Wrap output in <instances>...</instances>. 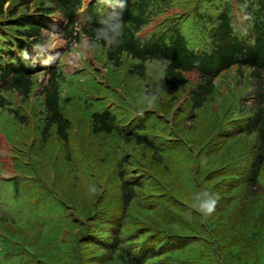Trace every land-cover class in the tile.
<instances>
[{
  "label": "trees",
  "instance_id": "obj_1",
  "mask_svg": "<svg viewBox=\"0 0 264 264\" xmlns=\"http://www.w3.org/2000/svg\"><path fill=\"white\" fill-rule=\"evenodd\" d=\"M149 23L157 30L137 38ZM43 30L97 41L109 78L89 77L96 92L83 94L64 72L67 50L39 65L57 47ZM233 67L241 89L218 84ZM27 109L36 141L25 146L59 155L43 173L71 197L52 206V233L68 232L52 264H264V0H0V110ZM183 170L198 192L177 188Z\"/></svg>",
  "mask_w": 264,
  "mask_h": 264
},
{
  "label": "rangeland",
  "instance_id": "obj_2",
  "mask_svg": "<svg viewBox=\"0 0 264 264\" xmlns=\"http://www.w3.org/2000/svg\"><path fill=\"white\" fill-rule=\"evenodd\" d=\"M43 31L49 39H53L51 48L57 47L42 60H39V65L51 64L53 66L60 59V55L67 50L68 52L64 55L65 59H62L65 60L63 69L66 75L78 67L82 70L74 77V79H78L88 69L93 70L92 68L96 67L97 76H102L105 73L101 80L109 78L111 65L106 58V49L97 47V41L83 36L81 42L71 45L60 37L59 31ZM195 46L196 49L199 47L197 44ZM41 51L37 52L35 49L37 57ZM37 57L36 59H38ZM128 61L132 60L128 59ZM155 68L159 71V66L156 65ZM234 71L235 67L228 72L226 79L219 77L217 79L218 84L222 81L223 88L226 86L227 89V86H231L241 89L239 83L241 78L233 73ZM150 72L154 74V68H151ZM244 73L247 74V71ZM38 82L43 86L46 83V77L39 76ZM30 91L33 92L34 87H31ZM14 99L15 97H12V108L20 105ZM24 106L28 108L27 105ZM177 114L181 116L179 112ZM210 116L211 112L208 110L207 117ZM77 117L79 119V116ZM34 120L35 116L29 110L25 117L20 118L5 110H0V264H25L19 263L20 251L22 256H28V264H34V262L52 264L54 260H52L51 253L58 247L56 241L68 233H52L51 223H55L52 215L55 209L52 206L57 202L56 193L64 194L68 199L71 197L67 192L61 191L57 187L58 174L56 177L53 175L48 180L43 173V171L54 167L59 160V155H54L53 152L49 151L50 149L45 147V151L41 150L34 153L33 147L25 146L31 140L36 141V138H33V132H31ZM164 122L166 125L167 122ZM83 127V125L78 126L80 132H82ZM197 128L204 136L213 133V129L210 130L206 126H198ZM176 129L186 137L183 130ZM84 147L85 149L81 151L90 153V145L86 143ZM183 172L176 179L177 188L190 189V193L197 191V187L191 181V172L189 170H183ZM102 179L100 177V180ZM97 183V176L96 180L89 178L83 181V188L88 195L85 193L73 202L75 214L80 215L81 211L83 212L86 206L90 205L93 198L91 195L95 193L98 187ZM193 202L196 203V200ZM198 204L199 202L196 205ZM59 261L61 264L65 263L63 258Z\"/></svg>",
  "mask_w": 264,
  "mask_h": 264
},
{
  "label": "clouds",
  "instance_id": "obj_3",
  "mask_svg": "<svg viewBox=\"0 0 264 264\" xmlns=\"http://www.w3.org/2000/svg\"><path fill=\"white\" fill-rule=\"evenodd\" d=\"M83 39V38H82ZM82 41V40H81ZM99 47V46H98ZM101 49H105V47H102L100 46ZM43 49H37V52L38 51H41ZM36 56V55H35ZM93 70L91 69H88L87 72H85V74L82 75V77L78 78L79 79V82H76L79 86H81L82 90H83V94L86 93V92H96V88L94 86H90L87 82L86 79H88L89 77H93L95 79V75H96V67H93L92 68ZM78 72H82L81 69H77V70H74L72 73H70L69 75L70 76H75L77 75ZM105 74V73H104ZM103 74V75H104ZM68 75V76H69ZM102 75V76H103ZM102 76H98V77H102ZM104 81V80H103ZM36 82H38V78L36 79ZM37 84V83H36ZM77 120L78 117L76 118ZM215 198L214 199H209V200H206V201H202L198 208H197V211L199 213H201V217L204 218L205 216L208 217L210 216L214 211H215V208H216V205L218 203V200H219V194L218 193H215L214 194Z\"/></svg>",
  "mask_w": 264,
  "mask_h": 264
}]
</instances>
